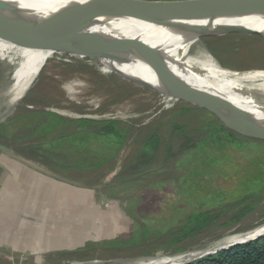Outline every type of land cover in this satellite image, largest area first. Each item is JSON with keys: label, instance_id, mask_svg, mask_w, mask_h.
<instances>
[{"label": "rangeland", "instance_id": "1", "mask_svg": "<svg viewBox=\"0 0 264 264\" xmlns=\"http://www.w3.org/2000/svg\"><path fill=\"white\" fill-rule=\"evenodd\" d=\"M160 1L235 5L242 0ZM200 46L227 70L238 73L264 70V38L259 35L204 37ZM13 70V65L0 61V147L6 149L0 150V157L41 167L54 183L75 187L88 201L93 199L98 204L102 217L80 220V226L86 227L88 233L77 235L76 230V235L72 234L77 243L71 238V243L64 242L67 247L74 244L76 247L46 253L0 250V264L157 261L220 245L221 241L264 226L263 195L256 210L237 226L227 229L229 217H225L188 244L185 252L173 253V248H151L146 244L130 246L127 243L133 241L138 229L147 230L155 237L154 232L166 234L194 212L208 209L217 212L234 203L256 181L254 177L260 181L256 186L264 189V140L241 128L237 131L226 127L250 141L241 145L230 142L226 134H221L218 142L202 132L195 135V140L206 137L205 141L198 142L197 148L185 157L153 171L136 170L133 174L125 170L137 132L183 106H193L177 100L169 102L150 89L124 82L116 74L103 73L101 66L88 57L81 59L67 53L50 59L26 95L10 108L22 95L21 86L12 84ZM72 83L78 87L69 94L65 88ZM41 113L74 122L117 120L133 132L118 149L115 140L76 133L75 125L49 119L45 126H40ZM210 115L207 112L199 118L187 116L183 120L190 122L191 129L199 128ZM212 118L216 117L212 115ZM48 127L53 131L41 130ZM225 222V226H220Z\"/></svg>", "mask_w": 264, "mask_h": 264}, {"label": "bare ground", "instance_id": "2", "mask_svg": "<svg viewBox=\"0 0 264 264\" xmlns=\"http://www.w3.org/2000/svg\"><path fill=\"white\" fill-rule=\"evenodd\" d=\"M83 2L100 13L90 31L115 38L125 52L127 63L111 61L80 27L77 14L68 11L72 4ZM207 11V8L130 0H0V61L14 66L10 74L12 84L22 89V95L10 108L26 95L50 59L69 53L71 57H88L101 66L103 73L116 74L124 82L150 89L169 102H175L149 67L166 64L180 83L209 95L228 112L235 107L241 109L251 124L264 130V70L246 73L227 70L200 46L201 38L227 34L264 38V14L204 17ZM55 13L67 15L58 17ZM194 28L199 31H189ZM58 43L63 47L55 51ZM139 45L149 46L155 55L141 56L135 50ZM76 87L78 85L72 83L65 90L72 94ZM261 236H264V226L221 241L220 245L211 243L213 247L187 255L157 261L85 264H187Z\"/></svg>", "mask_w": 264, "mask_h": 264}, {"label": "trees", "instance_id": "3", "mask_svg": "<svg viewBox=\"0 0 264 264\" xmlns=\"http://www.w3.org/2000/svg\"><path fill=\"white\" fill-rule=\"evenodd\" d=\"M205 113L207 114L206 110L198 107L183 106L171 116L157 120L148 127L138 131L134 136L136 138L134 150L126 161L125 171H131L133 174L136 170L153 171L171 160L176 161L185 157L193 149L197 148L198 142L202 143L205 141L206 137L195 140V135L202 132H205L208 137H214L218 142L221 141V134H226L230 142H236L239 145L250 142L235 133L229 132L225 125L218 119L212 118V115L203 120V126L199 128L191 129L189 127L190 122L183 120L187 116L199 118ZM39 115L43 117L40 120L41 123L39 122L40 126H45L44 124H47L49 119H52L53 122H60V124L75 125L76 133L93 135L105 140H115L118 149L124 145L126 139L133 132L128 125L117 120H82L74 122L64 121L51 113H41ZM52 129V127H48V129L42 128L41 130L49 132L53 131ZM254 178L256 181L248 186L242 197L238 198L234 203L220 208L217 212H215V209L194 212L187 216L179 227L168 233L154 232L155 237L147 230L138 229L136 237L127 244H130V246L132 244H139L138 246L146 244L150 245L151 248L162 249L173 248V253H181L185 252L188 244L194 242L200 235L207 232L214 224L225 217H229L227 229L237 226L240 221L256 210L260 200L263 198L264 189L256 186L260 181L256 177ZM226 224L225 222L220 226H225ZM190 264H264V238L220 251L215 255Z\"/></svg>", "mask_w": 264, "mask_h": 264}, {"label": "crops", "instance_id": "4", "mask_svg": "<svg viewBox=\"0 0 264 264\" xmlns=\"http://www.w3.org/2000/svg\"><path fill=\"white\" fill-rule=\"evenodd\" d=\"M31 165L0 157V250L46 253L76 247L65 243H77L76 230L88 233L80 220L102 217L98 204Z\"/></svg>", "mask_w": 264, "mask_h": 264}, {"label": "water", "instance_id": "5", "mask_svg": "<svg viewBox=\"0 0 264 264\" xmlns=\"http://www.w3.org/2000/svg\"><path fill=\"white\" fill-rule=\"evenodd\" d=\"M132 2H142L146 4H166L174 6H187L191 8H207V11L203 16H220V15H253L264 14V0H242L235 5H209L201 2L194 1H160V0H130ZM69 12H75L79 18L80 27L83 28L89 35L90 39L94 42L98 48H100L108 58L114 63L123 64L125 62V52L120 47L115 38L105 37L102 34L94 33L90 31L95 20L100 17V13L97 12L89 3H75L68 7ZM189 31H199L194 28ZM62 44H55L54 50L59 51L62 49ZM136 52L145 58H149L155 55V51L147 45H139L135 48ZM156 79L162 81L163 86L166 89V93L177 101H181L187 105L198 107L206 110L214 115L225 127L238 129L241 128L244 132H251L253 136L264 140V130L260 129L249 122L247 116L241 109L235 107L231 112L225 110V108L219 106L209 95L199 92L189 86V84L180 83L177 78L172 74L166 64L149 65ZM123 74V73H120ZM247 130V131H246ZM243 132V133H244ZM1 151H6L5 148L0 147ZM264 236L258 237L255 240H259ZM253 240V241H255ZM248 241L243 244H236L228 250L236 246L247 244ZM223 251V250H221ZM220 252V250H219ZM111 263V262H105ZM188 264V263H187Z\"/></svg>", "mask_w": 264, "mask_h": 264}]
</instances>
